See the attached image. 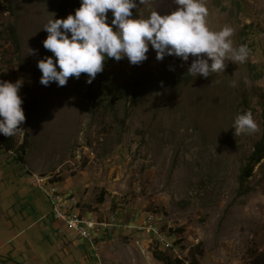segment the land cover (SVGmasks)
<instances>
[{"label": "rangeland", "instance_id": "374dc122", "mask_svg": "<svg viewBox=\"0 0 264 264\" xmlns=\"http://www.w3.org/2000/svg\"><path fill=\"white\" fill-rule=\"evenodd\" d=\"M80 2L0 0V80L23 79L19 93L27 88L30 103L14 135L16 146L26 136L24 163L0 146V264H162L147 237L122 226L95 253L53 218L34 173L100 219H152L179 241L183 264H253L264 252V156L242 185L238 177L264 142V0H203L209 29L229 26L233 47L250 49L242 63L226 58L223 72L188 75L194 57L158 61L149 46L139 65L108 58L91 83L81 73L44 86L37 61L53 54L42 28ZM136 2L133 18L177 8L174 0ZM247 111L258 131L235 136L234 120Z\"/></svg>", "mask_w": 264, "mask_h": 264}, {"label": "clouds", "instance_id": "9594fccd", "mask_svg": "<svg viewBox=\"0 0 264 264\" xmlns=\"http://www.w3.org/2000/svg\"><path fill=\"white\" fill-rule=\"evenodd\" d=\"M148 2L139 0L141 5ZM174 3L177 8L170 13L154 10L147 18H133L131 10L137 8L136 0H81L74 14L53 18L42 28L48 33L42 41L43 47L53 55L37 61L42 73L39 82L44 86L52 82L64 86L69 77L78 79L85 73L86 82L91 83L103 71L107 58L119 61L127 57L131 64L139 65L147 59L149 46L158 61L167 55L185 62L190 55L194 57L187 70L194 77L199 74L207 78L211 73L223 72L226 58L234 63L248 58L247 44L233 47L231 27L209 29L203 0H174ZM35 52L29 48V54ZM170 70H173L171 66ZM22 85L23 79L0 80V134L6 137L21 131L18 126L25 121L23 101L18 94ZM233 129L235 136L253 134L258 131V124L251 111H247L236 116Z\"/></svg>", "mask_w": 264, "mask_h": 264}, {"label": "built area", "instance_id": "2783aa9c", "mask_svg": "<svg viewBox=\"0 0 264 264\" xmlns=\"http://www.w3.org/2000/svg\"><path fill=\"white\" fill-rule=\"evenodd\" d=\"M32 176L30 182L44 192L53 218L60 221L61 225L71 229L74 235L86 242L95 253H98V245L107 232L122 226L128 231L139 233L144 239L147 237V246L151 244L155 245L158 250L172 251L176 258L182 260V256L176 249L178 243L173 240L174 237L152 219L148 218L123 225H119L115 213L100 219L89 210L83 209L79 199L73 193L55 189L50 185L48 178L45 179L46 177L35 173ZM59 232H62V228L59 229Z\"/></svg>", "mask_w": 264, "mask_h": 264}, {"label": "trees", "instance_id": "16d2710c", "mask_svg": "<svg viewBox=\"0 0 264 264\" xmlns=\"http://www.w3.org/2000/svg\"><path fill=\"white\" fill-rule=\"evenodd\" d=\"M11 31L14 36L15 32L13 27H11ZM14 42L16 46H18V41L16 39V36H14ZM107 59L104 61V64L107 61ZM124 90L125 93H130V92L131 94L135 93L134 87H132L131 89L130 87L126 86ZM18 94L22 98L23 103L21 107L23 108V111H26L25 118L27 119L28 111L30 108L29 90L25 88L21 91V93ZM263 132H264V120H263ZM25 144H26V136L23 139V142L20 145L16 146V140L14 135L11 137H6L3 134H0V146L7 151H11V152L14 151L15 152L14 154L17 156V158L23 163H24L23 154H24ZM263 156H264V142L263 139H260L259 141H256L254 143L252 152L248 157V161L246 162V164L244 165V167L242 168L239 174L238 178L241 181V185L244 180L248 179L252 175L254 166L261 161ZM162 229H164V227H162ZM177 242L179 241H176V243ZM152 255L156 260H158L162 264H183L182 260L178 258H172L166 251L158 250L157 248L153 250ZM192 264H195L194 261L192 262ZM253 264H264V252H260L257 255H254Z\"/></svg>", "mask_w": 264, "mask_h": 264}, {"label": "crops", "instance_id": "0c3cea01", "mask_svg": "<svg viewBox=\"0 0 264 264\" xmlns=\"http://www.w3.org/2000/svg\"><path fill=\"white\" fill-rule=\"evenodd\" d=\"M28 182H29V180H28Z\"/></svg>", "mask_w": 264, "mask_h": 264}]
</instances>
